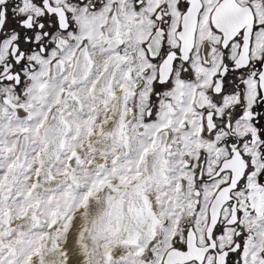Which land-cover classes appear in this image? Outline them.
<instances>
[{
	"label": "snow or ice",
	"instance_id": "obj_1",
	"mask_svg": "<svg viewBox=\"0 0 264 264\" xmlns=\"http://www.w3.org/2000/svg\"><path fill=\"white\" fill-rule=\"evenodd\" d=\"M0 264H264V0H0Z\"/></svg>",
	"mask_w": 264,
	"mask_h": 264
}]
</instances>
